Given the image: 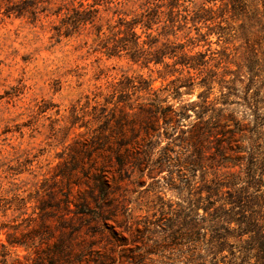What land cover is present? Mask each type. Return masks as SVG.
<instances>
[{"label": "trees", "instance_id": "trees-1", "mask_svg": "<svg viewBox=\"0 0 264 264\" xmlns=\"http://www.w3.org/2000/svg\"><path fill=\"white\" fill-rule=\"evenodd\" d=\"M18 1V14L27 5L36 8L38 3H56L54 13H61L59 23L52 27L56 42L86 29L91 51L107 59L124 58L132 65L155 71L166 81L152 88L150 77L123 73L78 98L70 116L72 123L85 127L84 137L71 166L60 174L66 177L78 170V177L92 181L106 200L107 165L113 167L115 181L127 167L141 174L146 169L150 178L166 170L163 178L169 189L188 195L194 189L196 204L192 211L198 215L201 208L200 219L209 228L223 230L207 239H191L189 235L199 234L201 223L186 212L169 208L160 214L171 241L177 240L174 227L179 223L187 239L206 245V253L199 256L202 264L212 259L216 264L220 254L223 264H264V157L256 158L257 147H264V0H222L221 6L216 5L217 0L198 4L194 0H144L134 12L124 11L131 0ZM236 6H242L245 13L238 29L231 24ZM211 35L220 48H211ZM235 39L246 45L236 68L229 70L220 63L225 62L222 56L227 57V45ZM202 46L204 50H195ZM238 85H242L244 104L257 124L255 135L247 139L234 115L226 111ZM215 86L217 93L212 95ZM195 87L200 88L195 98H183ZM163 137L167 141L153 160V150ZM110 138L114 142L110 143ZM245 153L247 162L241 166ZM240 180L244 184L238 187ZM73 205L75 218L86 217L88 200L84 192L77 193ZM3 216L0 214V234L7 235ZM120 216L117 226L126 219L122 213ZM135 224L140 235L152 231L147 217ZM115 230L111 232L114 241L129 244ZM231 236L235 240L230 241ZM6 240L9 242L8 237ZM66 241L61 236L48 248V264H55L54 258L65 254ZM6 247L0 238V264H22L17 258L7 259ZM149 248L125 258L143 264V253H149Z\"/></svg>", "mask_w": 264, "mask_h": 264}, {"label": "rangeland", "instance_id": "rangeland-1", "mask_svg": "<svg viewBox=\"0 0 264 264\" xmlns=\"http://www.w3.org/2000/svg\"><path fill=\"white\" fill-rule=\"evenodd\" d=\"M143 1H129L124 11H137ZM202 1L194 0L197 4ZM221 1L217 0L216 5L221 6ZM44 5L46 10L42 9ZM19 6L18 0H0V214L4 215L2 218L7 225V235L2 233L0 238L7 245V259L17 258L22 264H48V255H45L48 248L64 236L66 251L63 256L54 258L55 264H133L125 256H134L149 246L150 252L143 253V264H202L199 256L206 253V245L187 239L179 223L174 227L177 240L171 241L170 230L164 219L161 220V211L166 213L169 208L183 211L201 223L199 234L189 235L191 239H207L213 232L223 230L209 228L208 223L200 219L201 208L197 209L198 215L192 211L196 204L194 189L190 195L169 189L163 178L166 170L150 178L146 169L141 174L127 167L115 181L116 173L107 165L106 200L92 181L84 182L78 177V170L66 177L60 174L71 166L84 137L85 127L79 126V122L72 123L70 116L71 106L78 98L89 94L96 86L120 78L123 73L150 77L152 88L166 81L158 78L155 71L132 65L124 58L107 59L91 51L86 29L56 42L52 27L61 17V13H54L56 3H38L36 8L27 5L21 14L16 10ZM241 7L236 6V11L232 12L231 24L237 29L245 15ZM258 7L262 8L260 3ZM210 39L211 48H220L214 35ZM245 45L243 40H232L227 45V57L222 56L225 62L220 66L234 70ZM195 50H204V46ZM199 90L195 87L191 95L183 98H195ZM242 90V85H238L226 111L234 115L235 123L241 126L247 139L255 135L253 130L257 124L244 104ZM216 93L217 86L212 95ZM261 112L264 114V105ZM261 130L264 131V124ZM166 141L163 137L154 148L153 160ZM109 142L114 141L110 138ZM263 157L264 147L258 146L256 158ZM246 158L247 153L241 166L246 164ZM82 163L86 165L87 160L83 159ZM243 184L240 180L236 185ZM79 191L84 192L88 200V214L82 220L73 214V200ZM120 213L126 219L117 226ZM146 217L152 231L140 235L135 230V222ZM75 228L79 230H73ZM113 229L129 244L114 241ZM229 240L235 238L231 236ZM220 255L216 264H223ZM206 264H215L214 259Z\"/></svg>", "mask_w": 264, "mask_h": 264}]
</instances>
